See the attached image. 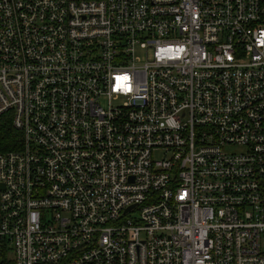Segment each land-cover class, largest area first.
Listing matches in <instances>:
<instances>
[{"label": "built area", "instance_id": "obj_1", "mask_svg": "<svg viewBox=\"0 0 264 264\" xmlns=\"http://www.w3.org/2000/svg\"><path fill=\"white\" fill-rule=\"evenodd\" d=\"M4 114L0 264H264V0H0Z\"/></svg>", "mask_w": 264, "mask_h": 264}, {"label": "trees", "instance_id": "obj_2", "mask_svg": "<svg viewBox=\"0 0 264 264\" xmlns=\"http://www.w3.org/2000/svg\"><path fill=\"white\" fill-rule=\"evenodd\" d=\"M21 143V135L13 128L10 114L0 116V153L16 150Z\"/></svg>", "mask_w": 264, "mask_h": 264}, {"label": "rangeland", "instance_id": "obj_3", "mask_svg": "<svg viewBox=\"0 0 264 264\" xmlns=\"http://www.w3.org/2000/svg\"><path fill=\"white\" fill-rule=\"evenodd\" d=\"M136 56L142 58L143 54L140 51H136ZM156 157H158V156H156Z\"/></svg>", "mask_w": 264, "mask_h": 264}]
</instances>
